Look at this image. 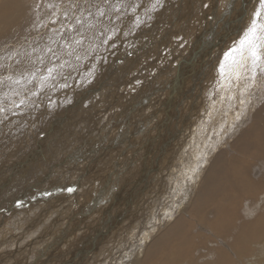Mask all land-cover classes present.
<instances>
[{
    "label": "bare ground",
    "instance_id": "1",
    "mask_svg": "<svg viewBox=\"0 0 264 264\" xmlns=\"http://www.w3.org/2000/svg\"><path fill=\"white\" fill-rule=\"evenodd\" d=\"M185 1L163 0L161 6L156 7L157 0H109V4L103 6V17L98 15L95 7L89 9L91 16L89 11L77 12L86 39L81 45L73 44L72 48L65 47L60 52L61 60L68 62L63 68L53 61L57 63L56 69L42 86L41 73H37L35 78L26 76L20 84L7 81L0 85V102L11 109L7 114L0 112V201L4 195L10 196L7 199L9 203H0V211L7 214L13 210L15 219L12 222L14 226L4 230L5 237L2 239L0 235V249L5 244L13 245L7 257L3 255L5 252L0 251V264H23L24 259L29 257L30 254L25 252L33 241L27 235L29 229L26 227L37 218L31 223L27 222L30 225L25 227V222L20 223L24 219L20 210L26 215V211L31 209L28 204L34 200L41 201V198L50 196L46 214L50 225H45L43 230H39L44 225L39 228L38 221V227L34 225L39 232L34 235L32 231L33 235L36 237L40 234L45 239V246L41 251L31 252L39 260L32 264H87L105 254L109 250L106 249L107 245H115V239L121 236L119 230L130 228H116L114 225L126 215L131 220L137 198L141 194L144 198L149 197L162 189V173L174 164L175 159L179 160L177 156L189 137L194 138L195 133L190 134L197 118L210 109L205 107L206 100H209L205 96L206 89L211 88L209 79L213 78L209 73L214 72L218 60H223L220 57L227 47L243 37V31L250 25L253 12L259 5L258 0H195L197 3L194 2V6L186 10V5H183ZM195 3H200L199 7L202 3L208 5L201 7L197 19L192 17L197 11ZM48 5L53 7L49 8ZM66 5L67 0H0V64L14 63L20 59L14 53H32V48L38 45L47 44L53 49L62 45L58 32L52 29L55 27L63 31L59 22L64 19L62 11ZM144 19L149 24L144 23ZM53 20L57 21L56 25H52ZM260 22H264V14L258 19ZM160 26L170 30L166 38L176 37L177 28L184 29L185 41H188L185 51L181 50L184 48L177 50L180 47H177V41L169 38L172 47L170 44L168 46L174 51L170 48L173 58L167 66V73H162V70L153 73L154 67L149 84L144 86L143 80H140L142 78L137 77L142 83L139 82L136 96L118 99L116 94L114 98L115 92L112 90L137 74L133 73V69L141 59L140 53L145 51L150 41L154 38V41L157 40L156 33ZM194 26H197L195 31ZM190 32L192 38L188 37ZM160 36L162 38L163 35ZM108 37H111L109 42L102 43ZM77 38L73 36V40ZM185 41L181 42L182 46ZM212 46L216 49L211 51ZM84 49L88 50L87 55L82 54ZM166 49L167 52L169 49ZM163 52L161 54L166 53ZM9 55L13 56L12 60H8ZM36 55L32 53L33 60ZM158 55L161 59L162 55ZM237 60H240V56ZM45 63H49L47 57ZM216 69L219 68L216 66ZM6 74L0 70V75ZM240 74L239 80L235 71L229 76V89L220 101L221 105L217 101L221 113L219 117L213 114L216 115L215 122L219 121L218 130L221 129L220 125L224 131L217 140L207 143L206 150H202L205 152H202L204 158L201 155V162L197 163L199 168L193 174L196 178L194 181L189 178L193 182L190 185L192 188L188 191L185 188L186 194L179 193V205L172 201L177 206L171 205L173 208L168 213L165 209L163 215L159 213L155 220L147 216L149 223L139 229L133 245L115 263L113 260V264H264V73L258 69L255 82L250 78V73L241 69ZM164 75L167 78H163ZM216 76L213 83L217 82ZM65 77L68 86L62 87ZM213 85L216 86L215 83ZM33 88L39 95L25 96L26 91ZM108 92L114 100L112 103L108 99L111 102L110 112L104 117L101 107L103 97ZM21 98L25 99V103L13 108L12 101L19 105ZM122 102L125 105H122L123 109L119 107L123 110L119 116L117 104ZM210 103L213 104V100ZM218 130L216 132L219 133L221 130ZM210 132L212 135L215 132L213 124ZM198 142L201 143V140ZM203 142L201 144H205ZM61 151L63 155L59 160ZM138 156L140 161L135 166L131 165ZM87 159L88 162L83 165L84 173H80L85 177L79 182L75 179V182H71L79 175L71 178L70 174L69 184L66 176L68 169L64 166L71 161L76 166ZM125 161H129V164L123 166ZM167 181L165 187L171 185L170 180ZM68 185L73 191L67 190ZM96 186L95 191L91 189ZM63 189L61 210L58 209L57 199L53 198L57 191L62 192ZM86 191L92 197L81 202L82 206L80 201ZM167 191L171 190L167 188ZM163 194L168 197L167 193ZM156 204H153V208ZM65 205L68 211H65ZM155 207L157 209L158 206ZM58 215L62 216V225L59 224ZM33 216L30 218L26 215L31 220ZM0 217V225L5 223L7 226L13 220L11 217V220L5 219V214ZM41 217L39 222L44 224ZM115 228L117 232L112 235ZM14 252L19 256L15 261Z\"/></svg>",
    "mask_w": 264,
    "mask_h": 264
},
{
    "label": "rangeland",
    "instance_id": "2",
    "mask_svg": "<svg viewBox=\"0 0 264 264\" xmlns=\"http://www.w3.org/2000/svg\"><path fill=\"white\" fill-rule=\"evenodd\" d=\"M162 1L163 0H159V3H156V7H160L161 6V3H162ZM186 2V3H185ZM184 2V4L183 5H186V10L187 9H191L194 5V2H196L197 3V1H195V0H186ZM195 3V10H197L196 12H194V14L195 13H199L200 12V10L202 9L201 7L204 5V3H202L201 4V7H199L200 6V3H199V5H197ZM259 4V3H258ZM190 6V7H189ZM258 7H259V5H258ZM198 8H200V9H198ZM193 14V15H194ZM192 15V17H194V18H198V15L200 16V13L199 14H195L194 16ZM196 16V17H195ZM149 17H151V14H150V16ZM194 18H192V20H196V19H194ZM252 19H255L254 17H253V15H252ZM145 21H146V19H144ZM199 20H200V18H199ZM149 21H146V22H144V23H147V24H149L148 23ZM146 24V25H147ZM195 28H193V30L195 31L196 30V28H197V26H194ZM172 29H175V27H173ZM182 28H177L176 29V37H169V38H173L172 40L173 41H177L176 43H177V47H179L177 50H179L180 48H184V49H181L182 51H185V48H186V43L188 42V41H185V38H187L186 37V35L184 34V29L182 30ZM192 30V31H193ZM158 32L156 33L157 34V40H155L154 41V39L152 40V41H150V43H149V47L147 46L146 47V49H145V51L144 52H141L140 53V57H141V59H139L142 63H140V61H138V67L136 66V68L135 69H133V70H135L134 72H133V70H132V72L133 73H137V74H133L132 75V79L133 80H135V81H137V82H134V81H132L131 82V80H127L124 84H119L118 85V87H115L116 89H113L112 91H113V93L115 92V94H114V98H116L117 97V95L116 94H118V99H121V97L123 96V98L122 99H124V98H127V97H132V96H136V93H137V91H138V86H139V82H141L142 80V82H144V86L146 85V84H149L150 83V81H151V76L153 75V73L154 72H159V70H160V72H161V70H162V73L163 72H165V73H167L166 72V70H167V66L170 64V61H171V59L173 58V55H171L172 54V52L174 51V48H171L172 47V45L170 44V40H169V38H166L167 37V34L169 35L170 34V30H168V29H164L163 27H159V29L157 30ZM166 31V32H165ZM178 31V32H177ZM191 31V32H192ZM246 31H247V29H246ZM246 31H243L244 33L246 32ZM161 32V33H160ZM162 32H164V33H162ZM182 32V33H181ZM188 33V37L189 38H192L191 37V35H193L195 32H192V33ZM180 33V34H179ZM191 34V35H190ZM198 34V33H197ZM200 34V33H199ZM160 35H163L162 36V38H160L161 36ZM184 36L183 38H182V36ZM171 36V35H170ZM180 36H181V38H180ZM197 36V35H196ZM196 36L194 37V38H196ZM242 36V35H241ZM177 38V39H176ZM239 38V37H238ZM168 39V40H167ZM181 39H183V40H181ZM161 40H164V41H161ZM167 40V41H166ZM187 40V39H186ZM239 40V39H238ZM237 40V41H238ZM154 41V42H153ZM180 41V42H179ZM183 41H185V43L183 44V46H181L182 44H181V42L183 43ZM159 42V43H158ZM165 43V44H163V43ZM179 42V43H178ZM156 43V44H155ZM161 43V44H160ZM159 44V45H158ZM163 44V47L161 46ZM170 44V45H169ZM181 44V45H180ZM171 46L170 48L173 50H171L170 48H169V46ZM158 46V47H157ZM160 46H161V48H160ZM230 46H232V45H230ZM229 46V47H230ZM237 46H238V44H237ZM157 47V48H156ZM168 47V49L170 50H168V49H166ZM155 48H156V50H155ZM162 49V50H160V49ZM214 46H212L211 48H210V50L212 51V50H214ZM150 49V50H149ZM158 49V50H157ZM164 49V50H163ZM165 49L166 50H168L167 52L165 51ZM216 49V48H215ZM227 49H228V47H227ZM166 52V53H164V52ZM172 51V52H171ZM164 53V54H161V53ZM142 53H144V54H142ZM158 54H160V55H162L161 56V59L158 57L159 55ZM152 55V56H151ZM158 55V56H157ZM237 55H239L238 53L235 55L236 57H237ZM155 56V57H154ZM240 56V55H239ZM238 56V57H239ZM158 57V58H157ZM186 57H187V55H186ZM222 57V56H221ZM220 57V59H223V57L221 58ZM237 57V58H238ZM154 58V59H153ZM162 58H163V60H162ZM166 60H165V59ZM182 57H180V59H181ZM236 58V59H237ZM144 59V60H143ZM151 59H153V60H151ZM158 59V60H157ZM160 59V60H159ZM169 59V60H168ZM165 60V61H164ZM168 60V61H167ZM182 60V59H181ZM150 61V62H149ZM167 61V63H165ZM219 61V63L220 62H222L223 60H218ZM218 61H217V63H215L216 65H215V67H214V72H211V73H209V75H211V77H213L212 79H209L211 82L210 83H213L212 81H213V79H214V76H216L215 78H216V80H217V82H215L214 81V83L216 84V86L219 84V86H217V88H216V86L215 85H211L210 83H209V87H211L212 89H214V90H212L211 88H208L207 87V89H206V93H205V96H206V99L208 98L209 100H206V102H205V104H206V109H208V108H210V109H208V111L206 112V111H203L202 113V116L201 117H198L197 119L198 120H196V123L194 124L195 126L193 127V129H192V132H191V134H190V136L191 135H193V133H195L194 134V138L195 139H198V140H195L194 138H192V136L191 137H189V139L187 140V142L185 143V145H184V147H183V149H182V151H181V153L177 156V158H179V160L178 159H175V161H174V164L170 167V168H168V169H165V173L163 172L162 173V175H161V181H163V182H161V184H162V189L164 190V191H162V189L160 190V191H158L156 194H151V196L149 195V197L148 196H145V198L142 196V194L139 196V198H137V202H136V204H135V207H134V213H133V216L131 217V220L129 219V216H125V217H122L121 219H119V223H117V224H115L114 225V227H116V228H118L119 226H124V228H127V226L128 227H130L129 229H123V230H119V232H120V235L121 236H119V237H117L116 239H115V241L116 242H114L115 243V245H113V243L112 244H110L111 245V247H110V245H107V252H105V254L103 253L100 257H98L97 259H92L90 262L91 263H87V264H93V262H94V264H101L102 262H103V264H106L107 262V264H113V262L115 263L119 258H120V256H121V254L122 253H125V251H127L128 249H129V246L131 247L132 245H133V243H134V241L137 239L136 237H137V234H138V232H139V229L140 228H142V227H144V226H146L147 224H145V223H149L148 221H149V218H151L152 220H155L156 218H158L159 216H160V214L159 213H163V212H165V209H166V212L168 213L169 212V210L171 209V208H173L172 206H177L176 204H178L179 205V200H181V198H180V196H181V194H179L180 192H182L183 194H186V192L189 190V189H191L192 187L190 186L191 185V183H193L192 181H194L193 179H195L196 177H194L193 176V174H194V172L192 171V169L194 168V169H196V166H197V163H199V162H201V155H202V152H203V154L205 153L204 151H202V150H206V145H207V143L209 142V141H212L213 139H218L217 137L219 136L220 137V134H222V132L224 131V129H222V126L220 127V125H219V128H221V129H219L218 130V124H219V121H217L216 120V122H215V118L216 117H219V115H220V109H218L220 106H217L218 104V102H219V105H221L220 104V101L221 100H223L224 98H223V96L224 95H226L225 93H227V91H228V89H229V85H228V81H230L229 80V78L231 77V75H233V73H234V71H235V65H234V68L232 67L233 66V63L231 64V60H228V62L229 61H231V62H229L230 63V65H229V63L227 64V63H225V62H227V61H223V64L225 65L224 67L226 68H223V72L225 73H222L221 72V74H220V71L221 70H219L220 69V66L218 65L219 63H218ZM154 64H153V63ZM156 62H158V66H156ZM160 62V63H159ZM162 63V64H161ZM163 63H165V64H163ZM153 64V66H150V65H152ZM167 64V65H166ZM221 64V63H220ZM142 65H144V66H142ZM146 65V66H145ZM229 65V66H228ZM139 66H142L140 69H139ZM216 66H217V68H219V69H216ZM150 67H152V68H150ZM155 67V69L153 70V68ZM161 67V68H160ZM230 67L232 68L231 70H230ZM138 68V69H137ZM157 68H159V69H157ZM146 69V70H145ZM164 69H165V71H164ZM225 69V70H224ZM137 70V71H136ZM144 70V71H143ZM153 70V73L151 74V71ZM141 71H143V72H141ZM230 71V72H229ZM218 72H219V74H218ZM227 72L229 73V74H227ZM140 73V74H139ZM142 73L143 74H146V76L145 75H142ZM150 73V74H149ZM216 74V75H215ZM147 75H148V77H147ZM222 76V78L220 77V76ZM228 75V76H227ZM134 76V77H133ZM136 76V77H135ZM219 76V80H218V77ZM226 76V77H225ZM230 76V77H229ZM137 77H139V78H142V79H137ZM147 77V78H146ZM228 77V78H227ZM144 78V79H143ZM163 78H167V75L165 76L164 75V77ZM223 78L225 79L224 81H223ZM137 79V80H136ZM215 80V79H214ZM223 83H222V82ZM141 82V83H142ZM149 82V83H148ZM221 82V83H220ZM131 83H132V85H131ZM135 83H137V84H135ZM134 84H135V86H134ZM225 84H227L226 86H225ZM124 85H125V88H124ZM220 85H222L223 87H221ZM136 87V88H134V87ZM213 86L215 87V88H213ZM126 87L127 88H129V89H127V91L125 90L126 89ZM228 87V88H227ZM124 90H123V89ZM219 88V89H218ZM123 90V91H120V90ZM131 89V90H130ZM135 89V90H134ZM209 89H211V90H209ZM219 90V92H220V95H221V93H222V97L218 94L219 92H218V90ZM226 89V90H225ZM120 91V92H119ZM214 91V92H213ZM216 91V92H215ZM125 92H127V94L125 93ZM134 93V94H132V93ZM210 92V93H209ZM211 92H213V93H211ZM123 93V95H121ZM208 93V94H207ZM109 92L108 93H106L105 95H104V97H103V105H102V113H103V115H104V117L106 116V114L107 113H109L110 112V107H111V105H110V103L112 102L113 103V100H114V98L112 97L111 98V95L112 94H110V96H109ZM131 94V95H130ZM207 94V95H206ZM211 94V95H210ZM213 94H214V96H213ZM107 95V96H106ZM128 95V96H127ZM130 95V96H129ZM216 95L218 96V97H216ZM208 96V97H207ZM221 97V98H220ZM111 99V102L109 103V101L110 100H108V99ZM219 99V100H218ZM210 100L212 101L213 100V104H211L210 103ZM218 101V102H217ZM106 102H108L109 104H107ZM208 103H209V107H208ZM104 105L105 106H107V107H104ZM122 105L124 106L125 105V103H118L117 104V107H118V109H119V107L121 108L122 107ZM214 106V107H210V106ZM104 107V108H103ZM205 107H204V109H205ZM216 107V109H214ZM211 108H212V111L213 110H215V111H213V112H211ZM121 109H123V107L121 108ZM121 109H119V110H121ZM203 109V110H204ZM218 109V110H217ZM117 111L118 112V115L120 116L121 115V113L123 112V110H121V111ZM217 110V111H216ZM219 111V112H218ZM207 113V115L205 116V114ZM213 113H215L216 115H218V116H214V114ZM206 118H205V117ZM207 117H211V118H207ZM213 118V119H212ZM212 122V123H211ZM102 123V124H101ZM211 123V124H210ZM100 124H101V126L104 124V119L103 120H101V122H100ZM212 124L214 125V134L212 135V133L210 132L211 131V127H212ZM217 124V125H216ZM100 126V127H101ZM207 126V127H206ZM210 126V127H209ZM195 127H196V129H195ZM198 128V129H197ZM199 128H200V131H199ZM205 128V129H204ZM195 129V130H194ZM216 130H218V131H220L219 133L218 132H216ZM205 131H207V134L208 133H210L208 136H206L207 134H205L206 132ZM196 132H197V134H196ZM203 132H205V133H203ZM205 136H203V135ZM202 137V138H200V136ZM80 137H81V135H79ZM196 136H198L197 138H196ZM207 137V138H206ZM204 138V139H203ZM204 140V142H203V140ZM78 140H80V139H78ZM192 142H190V141ZM193 140V141H192ZM201 140V143L203 142V143H205V144H201L200 142H198L197 143V141H200ZM207 140V142H205ZM195 142V143H194ZM141 153V152H140ZM139 153V154H140ZM62 155H63V151H61L60 153H59V157H58V159L59 160H61L62 159ZM61 156V157H60ZM191 156V157H190ZM203 157L202 158H204V155H202ZM137 159H135L134 161H136V162H134L133 161V163L131 164V165H133V166H135L139 161H140V157L138 156V157H136ZM86 160V159H85ZM143 160V159H142ZM88 162V159H87V161H85L84 162V160H81L80 162H78V164L75 166V163H74V161H71V162H67V163H65V165L67 164V166H64L65 167V169H66V167H67V169H68V174H66V176H68L67 178L69 179L67 182L70 184V179L73 177V176H78V177H74V178H72V180L73 179H75V181H80V180H82L85 176V174L84 175H80V173H81V171H82V173H84V167H83V165L85 164V163H87ZM129 162V161H128ZM127 161H125V163L123 164V166L125 165V164H129ZM70 164H71V166H70ZM104 164H106L107 165V162H104ZM135 164V165H134ZM177 164V165H176ZM94 165V164H93ZM85 166V165H84ZM180 166V167H179ZM194 166V167H193ZM73 167V168H72ZM87 167H89V166H87ZM107 167V166H106ZM185 167V168H184ZM76 168V169H75ZM78 168H79V172H78ZM182 168V169H181ZM71 170V171H70ZM73 170V171H72ZM97 170L100 172V170L97 168ZM169 170L171 171V172H169ZM175 170H179V171H175ZM182 170H183V172H184V174H183V172H182ZM167 171V172H166ZM187 173H186V172ZM192 172V173H191ZM7 173H8V171H7ZM74 173V174H73ZM129 173V172H128ZM169 174V176H166V175H168ZM175 173H177V174H175ZM181 175H180V174ZM6 174V172L3 174V175H5ZM71 174V175H70ZM130 174V173H129ZM172 174H174V175H172ZM192 174V175H191ZM69 175H70V177H69ZM165 175V176H164ZM83 176V177H82ZM97 176V175H96ZM162 176H164V177H162ZM176 176H181V177H177L176 178ZM65 177V176H64ZM171 177H173L172 179H170ZM188 177V178H187ZM82 178V179H81ZM164 178V179H163ZM180 178V179H179ZM186 178V180H189V181H187V182H185V179ZM189 178H191V180L189 179ZM32 179V178H31ZM170 180L169 181V184H171L169 187L168 186H166L165 187V185H167V183H168V181L167 180ZM175 179H177V180H175ZM71 180V182H75L74 180L72 181ZM95 180V179H94ZM174 181V182H173ZM179 181H180V183H179ZM66 182V183H67ZM166 182V183H165ZM172 182V183H171ZM185 183L184 184V186L182 185L183 183ZM98 182H96V185L98 186L99 185V183L97 184ZM164 183V184H163ZM174 183V184H173ZM177 183V185H175ZM187 184H188V186H190V187H188L187 186ZM92 184H90V186H91ZM97 186H96V188H91V189H94V191H95V189H97ZM68 187L70 188V186L68 185ZM165 187V188H164ZM181 187H182V191H181ZM184 187V188H183ZM167 188H168V190L171 192V194H170V192H168L167 191ZM171 188H173V189H171ZM174 188L176 189V190H174ZM187 189V191H186V189ZM180 189V190H179ZM64 190L65 189H63L62 190V192L59 190V191H57V193L55 194V195H57V196H55L54 195V200L55 199H57V204L59 205V207H58V209H61L62 210V206H60V204L62 205V200H63V198H64V195H63V192H64ZM90 190V189H89ZM88 190V191H89ZM184 190V191H183ZM88 191H86V193H84L83 194V197L84 196H87L88 194H89V192ZM91 192H93V190L91 191ZM165 192V194L166 195H168V200H167V198H166V196L163 194ZM175 192H177V194L175 193ZM88 193V194H87ZM175 193V194H174ZM160 194H163L162 195V197H159V198H155V196L156 197H158ZM173 194H174V198H173ZM183 194H182V196H183ZM158 195V196H157ZM49 196V195H48ZM48 196H47V198L46 199H43V198H41L42 200L40 201V199H38V200H34L33 202H31V203H33V204H28V206H31L30 208V210H27L28 212L30 211V213H28L26 210V215H27V217H32L33 215L35 216L36 214H37V216H33V218H32V220L31 219H29V218H27L26 217V215H25V212H23V210L21 209L20 210V213L24 216V219L20 222V223H23V222H25L24 224V226L26 227L28 224L30 225V223L33 221V220H35L36 218V220L35 221H33L31 224L32 225H30L29 227L27 226L26 227V229L28 230L29 229V231H27L28 233H27V235L29 236V237H31L32 238V241H33V244H32V246H30L29 248H28V251L27 252H25L27 255L28 254H30V255H28L29 257L27 258V259H24V261H23V264H26V262L28 261V262H30L31 264L32 263H34L35 262V260L36 261H39L38 259H35L34 257H33V255L31 254V252L33 251V252H37V251H41L43 248H44V242H45V239L39 234V236H37L36 235V237L34 236L36 233H38L39 232V230H43V228L45 227V225H50V222H49V220H47L48 219V214H47V209H48V207L47 206H49V202H47L48 200H49V198H48ZM90 196V197H89ZM161 196V195H160ZM176 196H178V198L176 197ZM4 197V198H3ZM5 197H7V198H5ZM10 196L9 195H4V196H2V199H1V201H0V203H1V205L4 203V205H6L7 203H9L10 201H7V199L9 198ZM50 197V196H49ZM81 197H82V195H81ZM81 198V201H80V203L81 202H85V199L86 198H89V199H91V197H92V195L91 194H89L87 197H84V198ZM148 197V198H147ZM165 197V198H164ZM171 197V198H170ZM176 197V198H175ZM183 198V197H182ZM89 199H86V201L87 200H89ZM153 199H155V200H153ZM156 199H157V201L159 202V200H160V202H159V204L157 205L156 203H158L157 201H156ZM162 199V200H161ZM170 199V200H169ZM172 199V200H171ZM174 199L176 200V201H174ZM179 199V200H178ZM44 200V201H43ZM45 200H46V202H45ZM82 200H84V201H82ZM178 200V201H177ZM5 201V202H4ZM40 201V202H39ZM155 201H156V203H155ZM162 201V202H161ZM167 201V202H166ZM170 201V202H169ZM177 202L176 204H174L173 202ZM3 202V203H2ZM168 202H169V204H170V206H168L169 204H168ZM36 203H38V205H36L35 206V204ZM39 203H40V205H39ZM165 203V204H164ZM167 203V204H166ZM139 206H138V205ZM153 204H156V205H154V208H153ZM160 204H161V206H160ZM165 206H163V205ZM174 204V205H173ZM81 205L82 206H84L82 203H81ZM172 205V206H171ZM34 206V208H32ZM40 206V207H39ZM155 206H158L157 207V209H155L156 207ZM169 207L168 209L166 208V207ZM65 207V211H68V206H64ZM163 207V208H162ZM158 208H160V209H158ZM29 209V208H28ZM154 209H155V212H154ZM61 210H59V211H61ZM153 210V211H152ZM161 211V212H158L157 213V211ZM168 210V211H167ZM13 211V210H12ZM12 211H10L11 213H8L7 212V214L6 213H4L3 211H0V216H2V215H6V218L5 219H7L8 218V220H11V218H13V216H14V213H12ZM87 211V210H86ZM147 211V212H146ZM41 213V214H40ZM137 213V214H136ZM148 213H150V215H148ZM10 214H11V216H10ZM38 214H39V216H38ZM47 214V215H46ZM136 214V215H135ZM164 214H166V213H164ZM28 215H30V216H28ZM152 215V216H151ZM163 215V214H162ZM8 216V217H7ZM42 216V217H41ZM45 216H46V218H45ZM59 217H60V220H59V224L60 225H62V216H60V215H58ZM149 218H148V217ZM11 217V218H10ZM40 217H41V219H44V221L42 220V222L44 223V224H41L40 222H41V220H40ZM154 217V218H153ZM28 220H27V219ZM39 218V219H38ZM145 219V220H144ZM150 219V220H151ZM0 220H1V217H0ZM15 219L13 218V220L11 221V222H9L8 224H7V226H5V223H3L4 225H0V229H2V230H0V235H1V238L3 237H5V235H6V230L7 229H9L8 227H13L14 225H13V221H14ZM127 220H128V222H127ZM148 220V221H147ZM38 221V222H37ZM40 221V222H39ZM146 221V222H145ZM1 222V221H0ZM27 222H30V223H27ZM36 222L37 223H39L38 225L40 226L39 228H41L43 225V227L41 228V229H39V228H35V227H38V226H36L37 224H36ZM127 222V223H126ZM138 222H140L139 224H138ZM143 222V223H142ZM150 222H152V221H150ZM11 223H12V225H11ZM142 223V224H141ZM144 224V225H143ZM11 225V226H10ZM34 225H35V227H34ZM2 226V227H1ZM4 226V227H3ZM24 227V228H25ZM31 227H33V228H31ZM60 226H58V228H59ZM57 228V229H58ZM116 228L112 231V235L113 234H115L117 231H115L116 230ZM32 229V230H31ZM39 229V230H38ZM5 230V231H4ZM21 230V229H20ZM38 230V231H37ZM124 230H126L125 232H124ZM32 231L34 232V235H33V233H32ZM35 231H37V232H35ZM129 231V233H127ZM52 233H54V232H52ZM111 235V236H112ZM139 236V235H138ZM2 238V239H3ZM40 238V239H39ZM11 240H13V238H11ZM38 240V241H37ZM37 242V243H36ZM38 244V245H37ZM11 246H13L12 244H11ZM11 246H7L6 244L0 249V251H2V252H5L3 255L4 256H6L7 257V253L8 254H10V249H13V247H11ZM7 247V248H6ZM115 248V249H114ZM31 249V250H30ZM127 249V250H126ZM30 250V251H29ZM121 250V251H120ZM112 252V253H111ZM49 253V252H48ZM111 254H113V255H111ZM115 254V255H114ZM32 255V256H31ZM97 255H98V252H97ZM104 255V256H103ZM107 255V256H106ZM111 256H113V258H111ZM19 258V256H16V252H14V255H13V259H14V261H15V259H17V258ZM23 258H25V256L23 255L22 256ZM11 258V257H10ZM101 259V260H100ZM99 260V261H98ZM114 260V261H113ZM13 261V262H14ZM96 261V262H95ZM102 261V262H101ZM111 261V262H110ZM113 261V262H112ZM105 262V263H104ZM20 263V262H19Z\"/></svg>",
    "mask_w": 264,
    "mask_h": 264
},
{
    "label": "snow or ice",
    "instance_id": "3",
    "mask_svg": "<svg viewBox=\"0 0 264 264\" xmlns=\"http://www.w3.org/2000/svg\"><path fill=\"white\" fill-rule=\"evenodd\" d=\"M159 3V0H157ZM259 7L253 12V16L257 19H252L250 25L247 27V31L244 33L243 37L239 39L238 42H233L227 50L222 53L223 60H231L233 65H235V74L237 79H241V69L245 72L250 73V78L253 82L256 80L257 70L261 73H264V22L258 23V19L264 14V0H258ZM109 4V0H99V2L94 3L93 0H67V5L62 11V16L64 19L60 21V26L63 28V31H59L57 28H53V32H58L60 40L63 42L62 45H58L56 49L44 44L43 46H37L32 48V53H37L35 60L32 59V53L22 52L14 53V55H19L20 59L14 61V63L0 64V70L6 72V75H0V85H3L7 81H11L15 84H20L26 76L35 78L37 73H41L43 79L41 80V86L43 82L49 79L52 76V73L55 71L57 63L63 68L68 62L67 60H61L60 52L66 48H72L73 44L81 45L82 41L86 39L81 31L83 28L82 20L77 16V12L89 11L90 8L95 7L99 16H105L103 11V6ZM208 5H204L207 7ZM230 6V5H229ZM39 7V5H37ZM49 8L53 5H48ZM89 15L92 13L89 11ZM57 21L53 20L52 25H56ZM44 27H49V25H44ZM86 31V29H85ZM73 36L78 37L73 40ZM51 39V37H49ZM111 37L102 40V43L107 44ZM238 43V46H237ZM182 46V45H181ZM115 48V44L112 45ZM75 51V49H73ZM240 55V60L236 59L235 54ZM71 53H69L70 55ZM83 55L88 54V50H83ZM45 57L48 58L49 63H45ZM80 56L77 55V59ZM13 56L9 55L8 60H12ZM56 61L57 63H53ZM49 64L51 66H49ZM224 65L220 64V70L223 72ZM63 75V73H61ZM70 76L71 73H68ZM14 77H16L14 79ZM67 77H65V83L62 87H67ZM31 82V81H29ZM31 94L33 96L39 95L35 89H28L25 93V96ZM7 97V93L4 94ZM19 96V93H16ZM243 103V101H241ZM25 103V99L21 98L19 100V105L16 102L12 101V107L18 108L20 105ZM11 109L6 105L0 102V112L8 113ZM7 118V116H6ZM239 119V117H237ZM199 168L197 165L196 169H192L195 172ZM69 192L73 191L72 188L67 189Z\"/></svg>",
    "mask_w": 264,
    "mask_h": 264
}]
</instances>
